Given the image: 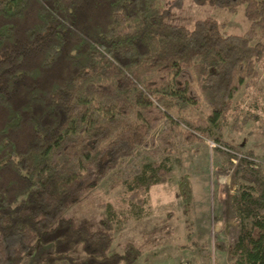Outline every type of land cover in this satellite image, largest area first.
I'll use <instances>...</instances> for the list:
<instances>
[{
	"label": "trees",
	"instance_id": "16d2710c",
	"mask_svg": "<svg viewBox=\"0 0 264 264\" xmlns=\"http://www.w3.org/2000/svg\"><path fill=\"white\" fill-rule=\"evenodd\" d=\"M165 1L0 0V264H135L143 255L133 242L112 252L110 220L92 229L66 212L172 110L205 102L210 123L226 117L264 56V0H193L244 5L243 34L213 18L170 24L186 0ZM237 175L230 257L264 264V169L243 159ZM179 189L188 212L187 176Z\"/></svg>",
	"mask_w": 264,
	"mask_h": 264
},
{
	"label": "rangeland",
	"instance_id": "374dc122",
	"mask_svg": "<svg viewBox=\"0 0 264 264\" xmlns=\"http://www.w3.org/2000/svg\"><path fill=\"white\" fill-rule=\"evenodd\" d=\"M244 7L230 10L186 0L167 22L193 28L198 19L213 18L223 32L243 34L250 24ZM170 114L146 146L65 215L92 229L110 220L112 252L135 243L143 252L135 264H235L230 251L241 224L230 202L237 189V171L243 159L264 169V56L255 75L234 97L231 112L216 124L210 123L205 102ZM244 173L243 169L241 176ZM185 176L193 193L188 212L179 189Z\"/></svg>",
	"mask_w": 264,
	"mask_h": 264
},
{
	"label": "crops",
	"instance_id": "0c3cea01",
	"mask_svg": "<svg viewBox=\"0 0 264 264\" xmlns=\"http://www.w3.org/2000/svg\"><path fill=\"white\" fill-rule=\"evenodd\" d=\"M46 253V252H45Z\"/></svg>",
	"mask_w": 264,
	"mask_h": 264
}]
</instances>
